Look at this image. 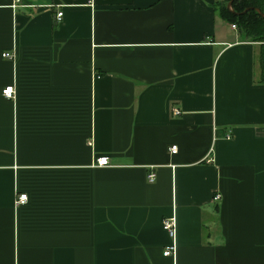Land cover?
I'll list each match as a JSON object with an SVG mask.
<instances>
[{
	"label": "crops",
	"instance_id": "obj_1",
	"mask_svg": "<svg viewBox=\"0 0 264 264\" xmlns=\"http://www.w3.org/2000/svg\"><path fill=\"white\" fill-rule=\"evenodd\" d=\"M214 1L0 0V264H264L259 42Z\"/></svg>",
	"mask_w": 264,
	"mask_h": 264
},
{
	"label": "trees",
	"instance_id": "obj_2",
	"mask_svg": "<svg viewBox=\"0 0 264 264\" xmlns=\"http://www.w3.org/2000/svg\"><path fill=\"white\" fill-rule=\"evenodd\" d=\"M228 1L231 2L230 9L226 6ZM212 7L222 19L233 23L243 38L259 42V81L264 82V17L260 14H264V0H216Z\"/></svg>",
	"mask_w": 264,
	"mask_h": 264
},
{
	"label": "built area",
	"instance_id": "obj_3",
	"mask_svg": "<svg viewBox=\"0 0 264 264\" xmlns=\"http://www.w3.org/2000/svg\"><path fill=\"white\" fill-rule=\"evenodd\" d=\"M61 15H62L61 11L56 13V16H55L56 21L60 20ZM231 26L235 27L234 24H232ZM2 56L9 58V57H12L13 55L9 52H4V53H2ZM13 92H14L13 85L5 86L2 89V94L7 98L13 97ZM173 112H174V114H178L179 113L178 108H173ZM169 149H170V152L174 153L176 151V146L172 145V146H170ZM94 164L96 166H101V167L108 166L109 165L108 156H106V155L97 156L94 160ZM154 177H155L154 173H149L147 175V180L149 182H151L154 180ZM215 197L218 198V195L216 194ZM26 199H27V195L25 193H19V194H16V199H15L14 203L16 205L21 204V203H24L26 201ZM162 228L167 232V234L171 238L170 244L165 246V248L163 250V255L172 256L175 254V243H174L175 218H174V216L164 217L162 219Z\"/></svg>",
	"mask_w": 264,
	"mask_h": 264
},
{
	"label": "water",
	"instance_id": "obj_4",
	"mask_svg": "<svg viewBox=\"0 0 264 264\" xmlns=\"http://www.w3.org/2000/svg\"><path fill=\"white\" fill-rule=\"evenodd\" d=\"M230 5H231V2H230V1H228V2H227V4H226L227 8H229V9H230ZM245 10H246V9H245ZM256 11H257V12H259V10H258V9H256ZM259 13H260V12H259ZM260 14H261V16H262V17H264V14H262V13H260Z\"/></svg>",
	"mask_w": 264,
	"mask_h": 264
}]
</instances>
